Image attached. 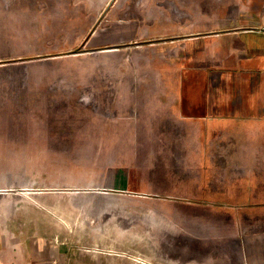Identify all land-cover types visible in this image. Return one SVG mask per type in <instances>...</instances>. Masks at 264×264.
<instances>
[{
  "label": "rangeland",
  "instance_id": "obj_1",
  "mask_svg": "<svg viewBox=\"0 0 264 264\" xmlns=\"http://www.w3.org/2000/svg\"><path fill=\"white\" fill-rule=\"evenodd\" d=\"M178 26L264 29V0H0V65H51L33 58L59 63L94 44L154 54ZM49 109L52 153L0 154V226L64 242L69 264H179L190 250L224 248L222 221L208 218L222 206L208 202L212 188L188 156L142 137L140 123H118L114 137L87 107Z\"/></svg>",
  "mask_w": 264,
  "mask_h": 264
},
{
  "label": "crops",
  "instance_id": "obj_2",
  "mask_svg": "<svg viewBox=\"0 0 264 264\" xmlns=\"http://www.w3.org/2000/svg\"><path fill=\"white\" fill-rule=\"evenodd\" d=\"M118 48L94 44L59 63L33 58L51 65H0V154L52 153L45 116L53 106L87 107L114 137L118 123H140L142 137L204 170L208 202L222 206L208 218L222 221L224 248L190 250L179 264H264V29L178 26L158 38L154 54ZM68 254L64 242L0 226V264H69Z\"/></svg>",
  "mask_w": 264,
  "mask_h": 264
},
{
  "label": "bare ground",
  "instance_id": "obj_3",
  "mask_svg": "<svg viewBox=\"0 0 264 264\" xmlns=\"http://www.w3.org/2000/svg\"><path fill=\"white\" fill-rule=\"evenodd\" d=\"M170 4H172V6H171L172 8H176V6H177V5H175V3H174V4H173V3H170ZM169 6H170V5H169ZM87 99H88V98H87Z\"/></svg>",
  "mask_w": 264,
  "mask_h": 264
}]
</instances>
